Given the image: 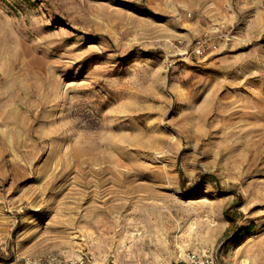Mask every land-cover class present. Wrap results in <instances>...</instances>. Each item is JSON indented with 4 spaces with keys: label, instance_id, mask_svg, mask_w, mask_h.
<instances>
[{
    "label": "rangeland",
    "instance_id": "1",
    "mask_svg": "<svg viewBox=\"0 0 264 264\" xmlns=\"http://www.w3.org/2000/svg\"><path fill=\"white\" fill-rule=\"evenodd\" d=\"M205 249L264 264V0H0V264Z\"/></svg>",
    "mask_w": 264,
    "mask_h": 264
},
{
    "label": "built area",
    "instance_id": "2",
    "mask_svg": "<svg viewBox=\"0 0 264 264\" xmlns=\"http://www.w3.org/2000/svg\"><path fill=\"white\" fill-rule=\"evenodd\" d=\"M203 42L196 45V53H199ZM20 264H110L107 259L98 261L90 253H82L76 256H67L57 253H48L40 255H29L21 259ZM176 264H217L216 254L213 250L205 249L202 251H183Z\"/></svg>",
    "mask_w": 264,
    "mask_h": 264
},
{
    "label": "trees",
    "instance_id": "3",
    "mask_svg": "<svg viewBox=\"0 0 264 264\" xmlns=\"http://www.w3.org/2000/svg\"><path fill=\"white\" fill-rule=\"evenodd\" d=\"M179 176H180V182H181V184L183 185L184 184V179H183V177H182V173L180 172L179 173ZM200 184L201 183H204V182H213V177L211 176V175H202L201 177H200V180L198 181ZM224 216H225V218H226V220L228 221V223H229V226H233V224H235V219H233V218H231L229 215H228V213H227V211H224Z\"/></svg>",
    "mask_w": 264,
    "mask_h": 264
},
{
    "label": "crops",
    "instance_id": "4",
    "mask_svg": "<svg viewBox=\"0 0 264 264\" xmlns=\"http://www.w3.org/2000/svg\"><path fill=\"white\" fill-rule=\"evenodd\" d=\"M192 251H194V250H192ZM180 254H181V253H179L178 255H180ZM177 258H178V257H177ZM177 258H176V259H177ZM176 259H175V260H176ZM175 262H176V261H175Z\"/></svg>",
    "mask_w": 264,
    "mask_h": 264
}]
</instances>
